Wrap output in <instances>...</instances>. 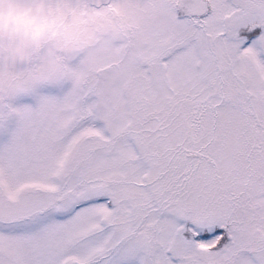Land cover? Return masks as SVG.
<instances>
[{
	"label": "snow or ice",
	"instance_id": "obj_1",
	"mask_svg": "<svg viewBox=\"0 0 264 264\" xmlns=\"http://www.w3.org/2000/svg\"><path fill=\"white\" fill-rule=\"evenodd\" d=\"M0 264H264V0H0Z\"/></svg>",
	"mask_w": 264,
	"mask_h": 264
}]
</instances>
